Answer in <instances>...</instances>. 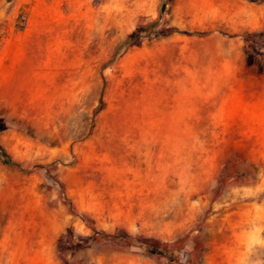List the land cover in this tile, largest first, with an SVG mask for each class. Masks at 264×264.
I'll use <instances>...</instances> for the list:
<instances>
[{
	"label": "rangeland",
	"instance_id": "1",
	"mask_svg": "<svg viewBox=\"0 0 264 264\" xmlns=\"http://www.w3.org/2000/svg\"><path fill=\"white\" fill-rule=\"evenodd\" d=\"M0 148V264H264V0H0Z\"/></svg>",
	"mask_w": 264,
	"mask_h": 264
},
{
	"label": "trees",
	"instance_id": "2",
	"mask_svg": "<svg viewBox=\"0 0 264 264\" xmlns=\"http://www.w3.org/2000/svg\"><path fill=\"white\" fill-rule=\"evenodd\" d=\"M159 25V19L152 20L146 23H139L135 30L124 40L122 41L116 51L125 48L127 46L133 45L139 38L144 36H151V35H160L164 33H170L176 31L175 28H168L165 31H157V26ZM0 159L7 165L17 168L19 170H23L19 163L12 161L8 155L0 148ZM70 206L72 207V203L69 201ZM83 219L88 223V219L85 215H82ZM90 226V225H89ZM93 231V236H110L116 240H124L129 245H138L140 248L145 250L150 254L156 255H163L166 256L170 262V264H180L177 261L175 249L169 250L168 247L162 245L159 241L155 239H145L141 238L140 236H131L128 235L126 232L121 231L120 233L114 234H106L101 232L94 227L90 226Z\"/></svg>",
	"mask_w": 264,
	"mask_h": 264
}]
</instances>
